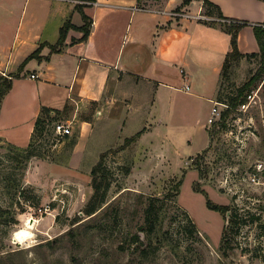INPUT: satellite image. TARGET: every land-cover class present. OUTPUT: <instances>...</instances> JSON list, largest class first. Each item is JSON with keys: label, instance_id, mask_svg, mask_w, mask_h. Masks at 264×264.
Returning <instances> with one entry per match:
<instances>
[{"label": "rangeland", "instance_id": "1", "mask_svg": "<svg viewBox=\"0 0 264 264\" xmlns=\"http://www.w3.org/2000/svg\"><path fill=\"white\" fill-rule=\"evenodd\" d=\"M259 67L257 57L237 62L223 78L217 98L228 102V95ZM175 94L189 98L184 92ZM247 94L230 113L224 107L208 131L197 124L196 116L207 115L203 104L182 121L173 119L165 101L156 102L146 124L165 120L154 138L167 156L140 160L131 145L109 147L104 165L111 185L94 214L86 207L94 193L92 168L102 153L85 157L81 172L68 171L62 166L68 164L77 123L70 122L69 136L51 130L54 119L69 122L74 117L73 104L48 116V130L35 141L37 154L27 161L14 158L0 139V264H264V75ZM94 112V104L86 102L78 117L92 118ZM157 113L162 117L156 118ZM101 132L98 128L92 134V150L103 148L97 145ZM208 132L209 143L202 150ZM150 195L159 197L171 237L148 245V256H143ZM208 199L228 204L237 222L229 223L228 214L210 208ZM29 223L33 235L18 240L15 231Z\"/></svg>", "mask_w": 264, "mask_h": 264}, {"label": "crops", "instance_id": "2", "mask_svg": "<svg viewBox=\"0 0 264 264\" xmlns=\"http://www.w3.org/2000/svg\"><path fill=\"white\" fill-rule=\"evenodd\" d=\"M78 1L0 0V72L14 75L1 105L0 139L27 146L45 106L64 110L73 104L75 115L68 121L77 123V143L62 167L81 172L89 154L119 144L131 145L140 160L167 156L154 138L165 122L157 118L162 114H156L155 124H146L160 100L173 119L182 121L203 104L207 115L196 116L197 124L208 131L223 64L232 49L226 18L208 14L204 0H81L91 17L88 37L81 39L84 31L71 27L58 44L67 21L85 23ZM212 1L225 17L264 23V0ZM238 42L244 53L260 51L253 25L241 28ZM41 44L40 57L25 63ZM184 74L189 91L183 88ZM181 82L182 87L177 85ZM176 91L189 98L182 100ZM86 102L94 104L92 118L78 117ZM98 128L97 145L103 148L96 151L90 141ZM106 136L110 141L104 142ZM209 139L208 132L202 150Z\"/></svg>", "mask_w": 264, "mask_h": 264}, {"label": "trees", "instance_id": "3", "mask_svg": "<svg viewBox=\"0 0 264 264\" xmlns=\"http://www.w3.org/2000/svg\"><path fill=\"white\" fill-rule=\"evenodd\" d=\"M188 1V0H185ZM204 5L206 7V12L210 15H216L221 18H226L224 22L225 29L231 33L232 35V49L227 54L226 59L223 64V69L221 73V80H220V87L222 85V80L225 76H227L230 73V69L237 63L240 62L244 57H257L260 61V67L256 71L254 75L249 77L244 83L238 86L236 93L234 92L231 95H228V98L226 99L230 107H228L227 110H225V113H230L232 108H236L242 101H245L247 97V93L252 90V87L255 85V83L263 77L264 75V23H252L249 20L246 19H235V18H229L225 17L221 7L213 2L212 0H204ZM77 7L81 11L85 23L81 26H77L71 21H67L62 27H61V37L58 41V44H62L68 34V31L71 27L80 28L84 31V35L81 37V39H85L88 37L90 33V26H91V17L85 12L84 7L85 5L83 3L78 2ZM245 25H253L255 34L258 38L259 45H260V51L258 52H251V53H244L241 51L239 47L238 37H239V31L241 28H243ZM41 44L34 52H32L26 59L25 63L30 60L33 57H40V52L42 49ZM3 75V73L0 72V110L1 105L3 102V99L5 95L8 93V91L13 86V77L14 75ZM219 92H221V89H219ZM219 100L225 99L221 95H219ZM69 105H66L64 110H68ZM230 108V109H229ZM63 110L54 109L52 107L45 106L43 108V114H41L36 122L35 126V133L33 135V138L31 142L27 146H20L17 144H14L12 142L7 141V147L12 151L14 154L13 157L17 158L20 161H27L32 156L36 155V145L35 141L38 136V134H42L45 131V128L47 129L48 125V116L52 114V112H62ZM55 120V119H54ZM224 122V121H223ZM69 136V135H67ZM136 138V135L133 137H130L127 139V141H132ZM72 146L73 147L77 143V134L72 138ZM72 149V148H71ZM105 156L106 152L102 153L100 156V159L97 164H95L92 168V174H93V186H94V193L92 197L90 198L87 207L86 212L88 214H94L96 213L100 206L103 204V202L106 200V196L108 193V190L111 185V181L108 175V170L106 169V166L104 165L105 162ZM128 171L130 169L128 168ZM183 183V179H180L176 184L175 188L177 190L180 189L181 185ZM159 197L150 195L148 197L146 208H145V225L142 228H145L148 230V238H141L142 234L138 233V238H141L144 241L141 243L140 247L142 248L143 256H148L147 248L150 244H157V242L161 241H167L171 234L169 232V229L164 228V221L166 217V213L163 210V208H159L157 200ZM207 204L210 208L219 210L222 213H230L229 215V223H235L237 222L236 214L233 212L231 214L230 206L228 204H220V203H214L211 199L207 200ZM78 219H75L74 222H77ZM229 225V224H228ZM197 226L195 223H193V230H196ZM228 232V227L224 231L222 243L226 244V236ZM146 240V241H145ZM51 245H53V241H49ZM160 244V243H159ZM145 245V246H143ZM2 250H0L1 254Z\"/></svg>", "mask_w": 264, "mask_h": 264}, {"label": "built area", "instance_id": "4", "mask_svg": "<svg viewBox=\"0 0 264 264\" xmlns=\"http://www.w3.org/2000/svg\"><path fill=\"white\" fill-rule=\"evenodd\" d=\"M78 2H81V0H79ZM199 17H202L201 14L199 15ZM182 72H184V69L181 70ZM5 75H8L6 72H2ZM32 77H36L37 74L36 73H31ZM184 86L183 88L186 91H189L191 88V85L188 81V76L186 74H184ZM251 98V95H250ZM243 107L248 106V102L247 103H243L242 104ZM224 107H230V104L224 100H215L214 104L212 106V110H211V114L208 117V126H212L214 124L217 123V121L221 118L222 116V112H223V108ZM49 126V123L47 125V127ZM48 130V128L46 129ZM52 131H54L56 136H67L70 135L73 132V128L70 122H66V121H62V120H53L52 121Z\"/></svg>", "mask_w": 264, "mask_h": 264}, {"label": "bare ground", "instance_id": "5", "mask_svg": "<svg viewBox=\"0 0 264 264\" xmlns=\"http://www.w3.org/2000/svg\"><path fill=\"white\" fill-rule=\"evenodd\" d=\"M32 235L33 231L31 229L30 223L27 224V226L21 227L15 231V237L20 241H24L26 238L31 237Z\"/></svg>", "mask_w": 264, "mask_h": 264}, {"label": "water", "instance_id": "6", "mask_svg": "<svg viewBox=\"0 0 264 264\" xmlns=\"http://www.w3.org/2000/svg\"><path fill=\"white\" fill-rule=\"evenodd\" d=\"M230 215V213H228V216Z\"/></svg>", "mask_w": 264, "mask_h": 264}]
</instances>
